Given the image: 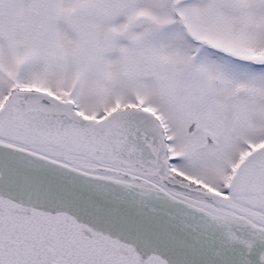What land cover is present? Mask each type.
<instances>
[{"label": "snow or ice", "instance_id": "6c2138e0", "mask_svg": "<svg viewBox=\"0 0 264 264\" xmlns=\"http://www.w3.org/2000/svg\"><path fill=\"white\" fill-rule=\"evenodd\" d=\"M0 264H264V0H0Z\"/></svg>", "mask_w": 264, "mask_h": 264}]
</instances>
